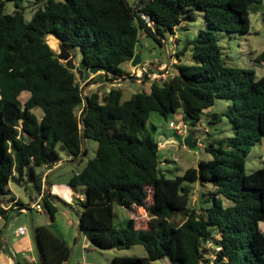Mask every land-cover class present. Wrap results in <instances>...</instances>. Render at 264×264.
I'll list each match as a JSON object with an SVG mask.
<instances>
[{
    "label": "trees",
    "instance_id": "trees-1",
    "mask_svg": "<svg viewBox=\"0 0 264 264\" xmlns=\"http://www.w3.org/2000/svg\"><path fill=\"white\" fill-rule=\"evenodd\" d=\"M6 1L0 0V200L28 205L10 195L9 182L32 179L54 219L58 203L45 194L44 170L37 169L60 161L59 147L71 158L82 152L87 81L60 59L52 42L58 46L59 41L74 58L78 48L86 67L99 68L96 80L104 84L130 75L122 64L138 53L143 33L164 48L140 10L153 17L170 43L176 28L198 9L207 27L179 49H170L178 59L171 63L174 75L153 80L149 90L126 99L121 84L88 90L86 135L97 140V147L68 181L73 190L81 185L85 190L70 203L81 213L82 231L98 248L144 245L145 255L115 257L122 264H156L165 257L169 264H201L211 254L214 264H264V166L245 171L247 152L264 135V74L228 65L215 34L248 31L251 8L262 0H35L30 19L23 0H14L13 12L6 10ZM187 47L190 63L182 58ZM254 58L264 64V48ZM24 90L30 91L25 100ZM217 98L230 100L213 117L226 115L232 134L209 139L203 147L211 157L168 176L160 165L159 141L151 130L144 131L150 113L156 110L166 118L181 113L190 130ZM35 107L43 109L41 116ZM185 181L207 186L199 190L196 204L190 203L191 183ZM116 204L142 206L146 216H131L118 227ZM36 235L43 264L67 263L71 245L61 234L37 223ZM20 264L38 262L23 257Z\"/></svg>",
    "mask_w": 264,
    "mask_h": 264
},
{
    "label": "rangeland",
    "instance_id": "rangeland-1",
    "mask_svg": "<svg viewBox=\"0 0 264 264\" xmlns=\"http://www.w3.org/2000/svg\"><path fill=\"white\" fill-rule=\"evenodd\" d=\"M135 2L136 0H130ZM38 6L35 3V0H23L21 3V7L25 10V15L27 19H30L36 7ZM16 9V3L14 0L6 1V10L9 12H13ZM207 27V24L204 18L201 15V11L195 10L194 18H186L183 20V23L176 28V35H174L170 43H168L169 49H179L182 47L186 41L198 33L200 28ZM217 42L221 48V55L224 61L228 65H240L245 67H253L257 75L264 74V64L259 63L255 60V55L260 52L264 48V0L260 3L255 4L250 11V26L248 31H224L217 30L215 31ZM179 37V42L177 40ZM141 38L143 39V44H140L138 47V52L142 56V61L149 60L157 63L161 67L166 65V51L165 47L162 48L153 38L148 37L145 33L142 34ZM59 40V39H58ZM179 45V47H178ZM52 47H54L57 51H60L59 44L58 46L52 42ZM75 54V58L80 61L81 60V51L78 48L73 49ZM171 56V55H170ZM183 62L190 63L192 62L190 47H187L185 50V54H183ZM177 56L172 58L171 63L173 61H177ZM122 66L128 70H132L133 62L126 61L122 64ZM162 71H165L162 73ZM158 72V71H157ZM176 72V68L174 65H168L164 70L159 71L160 75L151 78L145 82H139L135 78H127L125 81L121 83L123 87V99L129 98L131 94L138 90L150 89L151 83L153 80L164 79L166 77L174 75ZM158 73V74H159ZM87 81V80H86ZM109 84L106 82L102 83H92L87 87L88 90L100 88L99 90L103 91ZM30 94V91L24 90L21 93V98L23 100ZM230 104V100L225 98H217L215 102L205 108L201 113V118L199 123L196 126L190 127V130H193L195 137L197 138V143L194 146H189L183 142L184 137L190 130H186V132L182 135L176 133L174 127L170 125V120L174 121L181 120V113L172 114L169 117H165L160 114L158 111L153 110L150 113V118L148 120L147 128L145 130H151L153 135L159 141L165 136H176V141H167L165 144H160L159 154L161 158V167L166 172L168 176H175L178 173H183V170L191 165L196 166L197 162L200 158H209L212 154L206 151L203 145L209 140L213 138H218L226 135L232 134V123L226 115L220 114V118L216 119L213 117L215 112L221 113L224 111L228 105ZM34 111L40 116L43 113V109L41 107H35ZM179 134V135H176ZM88 153L85 155V158L82 161L64 166L57 171H55L49 177V181L53 182V187L55 191L63 198L72 200H77L78 195L81 194L80 191L84 192V186L81 185L78 187L77 191H70L71 186L68 181L71 175L77 170L84 167L87 162V159L95 154L97 147V140L93 138H88L86 142ZM59 151L62 156L68 155L67 151L61 149L59 147ZM264 166V135L253 144L249 151L245 156V171L249 172L257 167ZM185 183H191L192 193L190 198L191 204L197 203V198L199 195V190L201 187L199 182L194 181H185ZM11 184L14 187L18 196H20L23 202H27L31 199V194H37L38 190L34 185L32 179L26 180V182H20L18 179L12 178ZM35 196V195H34ZM74 205V204H73ZM58 206L61 210H57L55 214V218L53 219L48 211H39L35 210V214L37 217V221L47 224L52 230L60 234L59 225L63 228L69 227V234L73 231L77 236V224L78 218L74 211L70 208L67 210V214L63 212L64 205L58 203ZM75 206V205H74ZM140 211L136 212L134 209L130 207H126L120 204L115 205L116 218L115 224L120 227L126 224L127 218L131 216L144 217L146 216V210L144 207L138 206ZM77 209V207L75 206ZM142 211V212H141ZM21 217H25L28 233L32 235L31 227H30V215L25 212L20 214ZM71 218L74 222L72 226H69L68 218ZM71 227V229H70ZM16 228V224L13 223L6 233L11 235V237H15L14 230ZM33 237V236H32ZM73 244V243H72ZM83 241L81 240L78 243L77 251L80 250ZM72 246V245H71ZM101 256L103 257L105 264H113V261L110 259L111 256L115 253L119 254H139L145 255L147 253L146 248L143 244H134L129 248H99ZM34 253L38 254L37 247L34 250ZM103 253V254H102ZM7 255V253H6ZM105 255V256H104ZM106 257V258H105ZM77 258V253L73 258L75 262ZM96 260V259H95ZM156 264H163L162 259L155 260Z\"/></svg>",
    "mask_w": 264,
    "mask_h": 264
},
{
    "label": "water",
    "instance_id": "water-1",
    "mask_svg": "<svg viewBox=\"0 0 264 264\" xmlns=\"http://www.w3.org/2000/svg\"><path fill=\"white\" fill-rule=\"evenodd\" d=\"M149 0H145V2H148ZM144 17H146V19L148 20L149 24H151L153 26V29L157 32L158 36L163 38V43H164V47H165V51H166V65L164 67H161L160 65H158L157 63L151 61L147 64V66L145 68H142V72L139 75H125L123 77H119V78H108L106 81L110 84H121L123 81H125L127 78H135L137 81L139 82H143L146 77H147V71L149 69H153L156 71H161L164 70V68H166L168 65L171 64V52L168 46V38L163 34L158 32L157 29V25L155 20L153 19V17L146 13L145 11L140 10L139 11ZM59 49L60 51H58V56L60 57V59L64 60L67 64L68 67L75 69L78 73L80 78H84L85 80H87V82L83 85L82 87V94L85 97V101L87 103V109L83 114V120L81 123V127H82V152L79 154L78 157L76 158H72L67 160L66 162L60 164L59 166H57L56 168L52 169L49 173L46 174L45 176V194H47L50 198H52L54 201L70 208L72 211H74L77 215L78 218V224H77V238L76 240L73 242L72 246H71V250L67 259V263L66 264H70V261L72 259V255L74 252V248L77 244V242L79 241L81 234H82V225H81V220H82V216L81 213L75 208V206L70 203L69 201H67L66 199H63L59 194L52 192L51 190V185H50V181H49V177L51 174H53L55 171H57L58 169L79 162L83 159V157L86 155V151H87V135H86V129H87V124L84 120V116L85 114L88 112L89 110V96L87 93V87L89 85H91L92 83H103L104 80H96L97 77V73L100 72L98 67H86V65L84 64V62L82 60L76 62L74 56L72 55L71 51L65 47L64 45H62L61 43L59 44ZM133 65H137L139 63L142 62V56L141 54L138 52L136 53V55L134 56V58L132 59ZM93 73V75L91 76V74ZM92 77V78H91ZM110 89V87L108 88ZM162 139L159 140V145L160 144H165L167 141H176L177 138L176 136H165ZM183 142L189 146H194L195 145V141L193 140V134L191 132H188L186 134V136L184 137ZM25 209L29 212L30 214V227H31V232H32V236H33V240L35 242V245L37 247V251H38V260H39V264H43L42 261V253H41V248L39 245V241L36 235V225L34 223V217H33V210L30 206L28 205H20L18 207V210L14 213V215L12 217L9 218L8 224L10 223V221L16 217L20 210ZM5 228L2 229L0 231V242L3 246V248L5 249V251L11 256L12 260L14 261V264H20V260L18 259V257L12 253L9 243L7 242V240L5 239V237L3 236V232H4Z\"/></svg>",
    "mask_w": 264,
    "mask_h": 264
},
{
    "label": "crops",
    "instance_id": "crops-1",
    "mask_svg": "<svg viewBox=\"0 0 264 264\" xmlns=\"http://www.w3.org/2000/svg\"><path fill=\"white\" fill-rule=\"evenodd\" d=\"M58 44H60L59 41H58ZM75 61L78 62V60L76 58H75ZM92 75H93V73L91 74V76ZM42 114L43 113H41L40 116ZM69 159H72L70 154L63 156V158L60 161H58L53 167L44 166L43 168H38L37 169V171L44 170L43 190H45V182H46L45 181V176H46V174L49 173L52 169L56 168L57 166H59L60 164L66 162ZM50 185H51L52 192L57 193L55 191V188L53 187V185H54L53 182L50 181ZM9 187L12 190V194H10V195H14L16 198H19L20 200H22V198L20 196H18V194L16 193L14 187L12 186L11 180L9 182ZM70 191L72 192L74 190L71 188ZM42 193L43 192H41V193L38 192L37 194H31V199L28 201V203L24 202L25 204H28V206L32 207V210H33L32 214H33V217H34L35 225L37 223H41V222L37 221V217H36V214H35L36 207L33 205V202L37 198H39ZM67 201L70 202V201H72V199L68 198ZM56 203H58V202H56ZM5 206H9V207H5ZM19 206H20V204H16L15 203V199L10 200V202L9 201H4L3 202V201L0 200V207L4 209L5 214L8 216L7 217L5 214H3L0 211V231L5 228V230L3 232V236L5 237L7 242L9 243V246H10V249H11L12 253H14L18 257L19 260H20V258L26 257V258H29V259H32V260H36L38 262V264H39L38 254L34 253L36 245H35V242L33 240L32 235L28 233V226H27L26 219H25V217H21L20 216V214L22 212H25L28 215H30L29 212L27 210H25V209L20 210L19 214L16 217H14L10 221L8 226H7L9 218L14 215V213L18 210ZM140 207H142V206H140ZM130 208L134 209L136 212L140 211L138 205H136V204H133ZM57 210H61L58 205H57ZM62 210H63L64 213L67 214L68 207L65 206ZM39 211H45L46 212L44 206H43V209L39 210ZM68 219H69L68 220L69 226H72L74 221L70 217ZM13 223L16 224V228H15L14 233H13L15 235V237L12 238L10 234L8 235L6 233V231L9 229V227ZM21 226L26 228V231L23 232V233L19 232ZM70 229H71V227H70ZM59 231H60V234L68 241V243L70 245H72V243L77 238V236L74 234L73 231L71 232V234H69V227L63 228V227H61L59 225ZM81 240L83 241V244H82L80 250L77 251L76 249H77L78 243ZM2 248H3V246H2ZM4 250L5 249L3 248V250L0 251V264H14V261L12 260L11 256ZM6 253H7V255H6ZM76 253H77V258H76V261L74 262L73 258L75 257ZM99 254H100L99 248L97 246H95L94 244H92L90 242V240L86 237L84 232L82 231L81 237H80L79 241L77 242V244H76V246L74 248V252H73L70 264H80V262L83 261V260H85L88 264H105V263H103V261H104L103 257H99V256H101ZM121 255H128V253H126V254H119V253L113 254V256H111V258H110L113 261V264H122L120 262H116V260H115V257L121 256ZM162 262H163V264H169V258L168 257L162 258Z\"/></svg>",
    "mask_w": 264,
    "mask_h": 264
},
{
    "label": "built area",
    "instance_id": "built-area-1",
    "mask_svg": "<svg viewBox=\"0 0 264 264\" xmlns=\"http://www.w3.org/2000/svg\"><path fill=\"white\" fill-rule=\"evenodd\" d=\"M151 62L149 60H145V61H142L141 63L137 64V65H133L132 67V70L130 72V74L132 75H139L141 72H142V68H145L147 66V64ZM159 71L157 72L156 70H151L149 69L147 71V75L151 78H155L157 76L160 75ZM170 125L172 127L175 128L176 132L179 133V134H184L187 130V125L182 121V120H177V121H174V120H171L170 121ZM196 142H197V138H196ZM43 196V193L41 194V196L39 198H37L34 202H33V205L38 209V210H42L43 209V204H42V198ZM78 196L80 197H83L82 194H79ZM5 207H9V206H5ZM26 231V228L21 226L20 227V233H23ZM215 249L218 250L219 249V246H215ZM3 248L2 246L0 245V251H2ZM213 257H214V254H211V257H210V260L208 262L206 261H201V264H214L213 262ZM80 264H88L85 260L81 261Z\"/></svg>",
    "mask_w": 264,
    "mask_h": 264
}]
</instances>
